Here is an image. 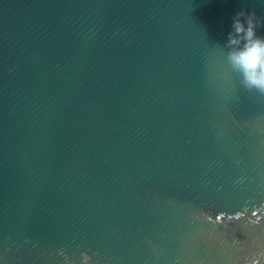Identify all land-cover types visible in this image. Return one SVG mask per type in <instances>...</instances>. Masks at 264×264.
Returning a JSON list of instances; mask_svg holds the SVG:
<instances>
[{"label":"water","instance_id":"water-1","mask_svg":"<svg viewBox=\"0 0 264 264\" xmlns=\"http://www.w3.org/2000/svg\"><path fill=\"white\" fill-rule=\"evenodd\" d=\"M241 9L264 0H0V264H264Z\"/></svg>","mask_w":264,"mask_h":264},{"label":"clouds","instance_id":"clouds-1","mask_svg":"<svg viewBox=\"0 0 264 264\" xmlns=\"http://www.w3.org/2000/svg\"><path fill=\"white\" fill-rule=\"evenodd\" d=\"M260 29H264V17L253 10L241 9L232 18L231 30L222 48L227 50L224 53L226 65L241 86L247 92L264 96V33H260ZM59 255L64 264H71L62 249ZM81 258V264H89L90 257L86 253H81ZM247 264H260V259L253 258Z\"/></svg>","mask_w":264,"mask_h":264}]
</instances>
